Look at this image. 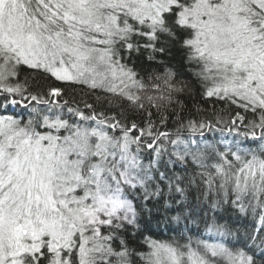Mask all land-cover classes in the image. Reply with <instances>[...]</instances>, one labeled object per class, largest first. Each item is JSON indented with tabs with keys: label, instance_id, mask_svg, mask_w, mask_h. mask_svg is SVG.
<instances>
[{
	"label": "snow or ice",
	"instance_id": "6c2138e0",
	"mask_svg": "<svg viewBox=\"0 0 264 264\" xmlns=\"http://www.w3.org/2000/svg\"><path fill=\"white\" fill-rule=\"evenodd\" d=\"M0 264H264V0H0Z\"/></svg>",
	"mask_w": 264,
	"mask_h": 264
}]
</instances>
